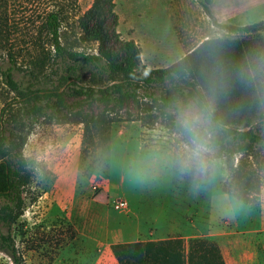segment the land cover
Here are the masks:
<instances>
[{
  "label": "rangeland",
  "instance_id": "374dc122",
  "mask_svg": "<svg viewBox=\"0 0 264 264\" xmlns=\"http://www.w3.org/2000/svg\"><path fill=\"white\" fill-rule=\"evenodd\" d=\"M113 1L120 37L135 42L140 61L148 67L170 64L205 37L242 34L214 23L205 11L207 0ZM90 2L75 0L68 6L61 30L66 45L84 52H95L96 43L74 41L71 24ZM39 5L38 0H15L10 12L20 27L30 28L28 20ZM242 19L249 23L259 18L248 12L237 18ZM21 36L14 37L20 44ZM24 53L17 58L20 67L13 70L20 87L36 77L40 82L35 86L55 85L58 73L46 67L32 75ZM4 64L0 51V66ZM89 71L82 70V79ZM138 90L139 105L128 101L103 110L109 117V138L94 147L82 140L81 122L62 121L50 113L26 117L21 156L32 176L22 188V212L9 227L23 262L118 264L110 250L113 242L202 236L218 244L225 264H264V150L254 161L260 166L261 183L251 202L222 190L227 177L223 156L216 171L205 177L181 173L175 165L176 130L155 108L148 91ZM14 98L16 92L0 74V109L16 108ZM146 101L152 104L151 116L144 113ZM83 108L100 111L102 104L93 100ZM116 197L124 198L126 205L114 208ZM8 262L0 250V264Z\"/></svg>",
  "mask_w": 264,
  "mask_h": 264
},
{
  "label": "trees",
  "instance_id": "16d2710c",
  "mask_svg": "<svg viewBox=\"0 0 264 264\" xmlns=\"http://www.w3.org/2000/svg\"><path fill=\"white\" fill-rule=\"evenodd\" d=\"M14 1L0 0V51L5 60L0 74L18 96L14 98L18 101L16 108L10 105L0 109V250L13 264H25L15 249L9 227L22 212V188L32 176L31 168L21 156L28 128L26 117L50 113L62 121L81 122L82 140L94 147L109 138V117L103 110L128 101L139 105L137 91L141 89L148 91L155 108L175 130L168 108L174 100L201 94L205 50L210 44L217 46L229 69L242 65L249 53L264 50L261 33L264 18L231 25L218 22L205 6L214 23L242 34L205 37L170 64L148 67L140 61L135 42L120 37L113 0H91L71 24L74 41H94L95 52L74 49L61 40L67 7L73 6L75 0H38L41 6L28 20L30 28L20 27L11 14ZM16 33L22 35L21 44L14 38ZM24 52L28 56L24 64L32 75L44 72L46 67L58 73L55 85L35 86V81L40 82L36 77L20 87L13 78V70L20 67L17 58ZM84 68L90 70L86 79L81 75ZM230 84L216 111L222 125L217 136L218 156L225 158L227 170L221 188L243 202H251L261 183L260 166L256 167L254 161L264 150V88L241 85L231 76ZM93 100L102 104V110L93 112L83 108L84 102ZM151 102H144L147 116H151L148 112ZM70 106H76L77 110L71 112ZM235 154L238 157L234 162ZM110 250L118 264H225L218 244L202 236H189L186 240L171 236L113 242Z\"/></svg>",
  "mask_w": 264,
  "mask_h": 264
},
{
  "label": "clouds",
  "instance_id": "9594fccd",
  "mask_svg": "<svg viewBox=\"0 0 264 264\" xmlns=\"http://www.w3.org/2000/svg\"><path fill=\"white\" fill-rule=\"evenodd\" d=\"M205 56L201 94L174 100L170 107L178 140L175 165L193 178L205 177L219 166L217 136L222 125L216 111L220 98L230 90V76L241 85L264 88V50L252 51L242 65L233 69L226 67L215 45H209Z\"/></svg>",
  "mask_w": 264,
  "mask_h": 264
},
{
  "label": "crops",
  "instance_id": "0c3cea01",
  "mask_svg": "<svg viewBox=\"0 0 264 264\" xmlns=\"http://www.w3.org/2000/svg\"><path fill=\"white\" fill-rule=\"evenodd\" d=\"M208 7L218 22H238L240 24L248 23L242 18L245 13L251 12L257 16V20L264 18V0H210ZM264 37V29L261 30Z\"/></svg>",
  "mask_w": 264,
  "mask_h": 264
},
{
  "label": "built area",
  "instance_id": "2783aa9c",
  "mask_svg": "<svg viewBox=\"0 0 264 264\" xmlns=\"http://www.w3.org/2000/svg\"><path fill=\"white\" fill-rule=\"evenodd\" d=\"M111 205L114 208H122L126 205V200L121 197H116L112 200ZM8 264H13L12 262H8Z\"/></svg>",
  "mask_w": 264,
  "mask_h": 264
}]
</instances>
